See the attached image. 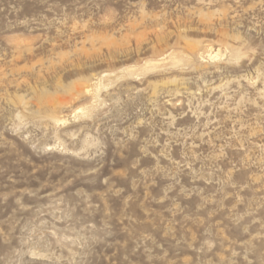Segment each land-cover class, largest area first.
Returning a JSON list of instances; mask_svg holds the SVG:
<instances>
[{
    "label": "rangeland",
    "instance_id": "374dc122",
    "mask_svg": "<svg viewBox=\"0 0 264 264\" xmlns=\"http://www.w3.org/2000/svg\"><path fill=\"white\" fill-rule=\"evenodd\" d=\"M0 264H264V0H0Z\"/></svg>",
    "mask_w": 264,
    "mask_h": 264
},
{
    "label": "bare ground",
    "instance_id": "6f19581e",
    "mask_svg": "<svg viewBox=\"0 0 264 264\" xmlns=\"http://www.w3.org/2000/svg\"><path fill=\"white\" fill-rule=\"evenodd\" d=\"M102 84H100V86H101ZM89 91V90H88Z\"/></svg>",
    "mask_w": 264,
    "mask_h": 264
}]
</instances>
